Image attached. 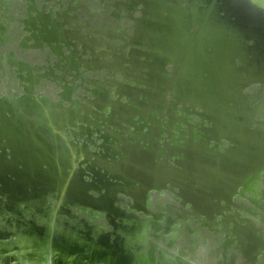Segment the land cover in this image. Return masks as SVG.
<instances>
[{
    "label": "flooded vegetation",
    "instance_id": "1",
    "mask_svg": "<svg viewBox=\"0 0 264 264\" xmlns=\"http://www.w3.org/2000/svg\"><path fill=\"white\" fill-rule=\"evenodd\" d=\"M1 3L10 7L17 22L22 26L27 23L32 31L40 25H55L68 40L78 38L69 49L63 45L60 50L56 48V54L48 47L44 56L37 51L30 58L23 56L20 63L52 67L59 74L70 70L63 64L82 66L78 82L86 88L78 89L77 114L97 119L84 108L85 104L91 107L94 100L105 104L107 110L103 119H97L102 130L78 121L80 126L75 131L83 134L79 155L85 154L88 145L91 160L105 172V165L114 157L124 156V152L119 157L116 151H109L114 147L107 150L106 141V158L95 140L104 142L101 135L110 127L108 118L130 114L142 125L141 131L134 124L130 130H136L143 139L129 136L137 147L130 144L125 149L126 157L136 150L157 160L154 170L142 169L146 177L137 182L133 179L136 176L126 171V189L133 190L132 195L119 192L113 204L107 192L125 190L124 183L94 175L106 191L98 196L87 193L94 201L85 204L107 205L113 214H121L117 224L125 230L137 228L140 236L145 233L150 250L172 258V262L182 258L194 264L185 252L196 256L206 251L210 257L203 264H233V258L236 264H252L240 250L239 238L250 234L257 240L264 239V0ZM42 43L48 41L42 39ZM60 92L55 93L58 98ZM120 92L128 94L134 103L121 105L117 101ZM129 97L122 95L120 100L130 102ZM35 102L34 109H51L52 103L43 106V99ZM92 131L97 133L94 137ZM155 136L159 139L156 142ZM113 139L109 138L111 144L123 147ZM13 151L9 147V154L15 155ZM166 157H172V163ZM174 166L177 169H172ZM148 176H153L154 184L147 182ZM169 180L176 185L174 192ZM134 186L141 192L154 188L143 202L134 197ZM226 207L231 210L221 209ZM185 234L191 244L182 242ZM255 264H264V258L260 256Z\"/></svg>",
    "mask_w": 264,
    "mask_h": 264
},
{
    "label": "rangeland",
    "instance_id": "2",
    "mask_svg": "<svg viewBox=\"0 0 264 264\" xmlns=\"http://www.w3.org/2000/svg\"><path fill=\"white\" fill-rule=\"evenodd\" d=\"M1 1L0 123H4V126L14 125L16 128V122L13 123L11 119L15 115L22 119L23 113L36 108V100L43 99L42 105L49 106L55 102H49V98L52 97V99H61L65 105L69 103L68 98L77 101L80 96L79 87H86L78 82L80 78L78 73L82 68L80 64L75 63L67 67L63 64L70 70H66V73L63 71L61 75L52 67L43 69L39 64H36L38 66L30 64V61H25V64L20 63L23 56L30 58L37 51L44 56L48 53V43L55 53L56 48L60 50L63 45L67 46L57 40L61 34L55 25L51 27L40 25L32 31L30 27H27L26 22L25 26L17 22L10 7ZM42 39L48 43H42ZM57 69L61 70L60 67ZM58 91H61L59 98L58 94L55 95ZM21 93L24 94L17 96ZM76 124L79 122L77 121ZM64 126L68 130H61L59 133L54 131L51 141L45 139L41 142L34 139L33 142L23 144L24 151L14 155L17 159H11V154L8 152L10 145L0 142V214L3 215L5 223L12 227V231L18 234L14 235L18 239L13 245L15 248L1 250L6 252H2L3 255L0 253V264H28L27 261L16 263L18 259H24L23 256L18 255L19 252L15 251L16 248L35 253L42 252L45 248H50L52 251L53 248L64 250L67 247L72 257L80 256L77 264H190L182 258L177 263L172 262V258H165L156 254L154 250H150L145 233L140 236L141 231L137 228H130L127 231L117 224L116 220L118 221L117 218L121 214H113L109 211V206L104 205L103 209L99 210L85 204L87 201H94L88 197L87 193L98 196L97 194L101 195L106 191L94 175L111 177L109 180L114 178H112L113 175H109L108 170H106L107 173L99 171L97 167L101 166L91 160V155L88 156L89 163L83 159L85 155L75 156L80 154L78 148L83 141V134L79 133L81 137L77 136L73 134L77 127L71 128L68 124ZM103 133L105 134V131ZM123 133L127 138L132 137V134L128 132ZM95 134L97 133L92 131L91 136L94 137ZM63 135L65 137H61ZM85 135L89 134L85 133ZM153 138L155 142L159 140L156 136ZM100 140V138L95 140L98 144L97 148L101 155L107 158L109 153L104 152L103 148L107 139L105 142ZM87 147L89 148L88 145ZM6 151L7 153H4ZM171 158L166 157L165 160L172 163ZM155 162H157L156 159ZM172 169L177 168L174 166ZM34 184L41 186L43 191L51 188L52 192H40L33 188ZM26 189L38 193L41 199L23 202L11 197L16 190L25 191ZM61 195L67 200H60ZM40 200L41 203L38 202ZM20 229L25 230L26 234L20 233ZM26 230L29 231V239L22 238V235L27 236ZM9 238L11 236L8 235L2 240L7 241L10 240ZM184 241L190 242L189 244L192 242L188 234H185L182 242ZM197 242L196 244H199V241ZM180 243L181 241L178 240V244ZM178 244L176 243V246ZM161 246L166 248L163 244ZM207 253L205 251L196 256H190L185 252L186 258L194 264H203L210 257ZM74 260L70 258L69 262L65 263L75 264L70 263ZM51 264L59 263L53 261Z\"/></svg>",
    "mask_w": 264,
    "mask_h": 264
},
{
    "label": "water",
    "instance_id": "3",
    "mask_svg": "<svg viewBox=\"0 0 264 264\" xmlns=\"http://www.w3.org/2000/svg\"><path fill=\"white\" fill-rule=\"evenodd\" d=\"M62 35H64V33H62L57 40L63 42L66 44L67 48L69 49L71 47V44L75 46V43H77V39L76 37L72 36V39L74 40H68L67 38L63 37ZM48 47L51 48L50 45H47ZM52 50V49H51ZM93 94H97V92H94V90H92ZM122 95H125L128 99V94L126 93H118V97H117V101L123 105L124 107H127V105L129 104H133L132 103V99H130V102H122L120 99L122 97ZM107 99L110 100V96L109 94L106 95ZM87 99V98H86ZM68 101L70 103V105H64L62 100L59 99L56 102H53L49 108H51V106H54V108L48 109L47 111H41L38 109H33V110H28L25 113H23V118L19 119L16 115L14 116V118L11 119V121L14 123L16 122V128L14 127V125H10L9 126H4V123H0V142H6L8 145H10V147H12L13 149H15L14 154H21V151H24V148L22 147L23 144L26 145L27 142H33L34 139H37L38 141L44 142V140H49L51 141L53 139L52 137V133H54V131H67L68 128H66V126L64 125H69L71 128L73 127H79V124H76L77 121H81V122H86L89 125H95L97 130H102L100 123L93 119V118H89V117H81L79 114H77L78 108L77 107V101H73L72 99L70 100L68 98ZM129 103V104H128ZM136 105L142 106L141 102H137ZM88 104L84 105L85 111L90 114L93 113L94 116H96L97 119H103L104 118V111L107 110V107H105L106 105L101 103V101H97L94 100L91 102V107H87ZM52 110V112L50 113V111ZM137 113H141V112H137ZM20 114V113H19ZM22 116V115H21ZM132 115H120V116H116L115 114L111 117L107 119V122L109 124V126L114 129L115 128L117 131H112L110 127L105 128V134H102L101 137L105 140L107 139V144L108 146L106 147V149L108 150L109 148H113V149H109V151H111L112 153L114 151H116L118 154V156H122L121 152H124V156H122L121 158H117L114 157L111 159V163L108 162L105 165V169H107L109 172L113 173V178L122 181L124 184H122L125 187V190L117 188L116 190L114 189L113 191L109 190L107 192V196L111 195L112 196V201H110L112 204L115 202V199H117V194L119 192L125 194V195H132V191L130 190V192L126 189V185L125 183H127V180L125 179L124 176L126 175V171H129L130 173L132 172L136 177H134V181H138L141 180V178H145L146 177V172H144L142 169H152L154 170L158 164L155 162V159L153 160L151 158L150 155H146L145 152H137L136 150L133 151L131 150L130 156L126 157V151L125 149H127V147H129L130 144L135 143V141L131 140L129 137L127 138V136L123 133V132H128V134H132L133 137H137L136 139H143L141 138L142 136L140 135V133H138L136 130H134L135 132H132L130 130V126L131 125H135L137 127V130H141L142 129V125L140 124V122L135 121L134 119L132 120ZM154 122L156 123L157 121L154 120ZM62 124V125H61ZM55 126V127H54ZM87 129V128H84ZM73 134L80 136V134L78 132H76L75 130L73 131ZM61 137H65L64 135ZM81 137V136H80ZM109 138H114L115 140L119 141L120 143L123 144V147L119 146L120 144L117 143H110V141L108 140ZM113 139V140H114ZM131 141V142H129ZM133 146L137 147L136 144H133ZM156 146V145H155ZM85 150H87L85 152V160L88 161V156L90 152L89 148L85 146L84 148ZM118 151H117V150ZM156 150V149H155ZM75 156H80L75 155ZM153 156V155H152ZM11 159H17L14 155H11ZM105 161H108L107 159ZM144 162H147L145 164H143ZM143 167H138L137 165H140ZM165 164V161L162 163ZM101 165V164H100ZM150 165V166H149ZM158 175V174H157ZM139 176V177H138ZM132 176H129L127 178H131ZM149 178V179H148ZM147 178V182L154 184V178L153 176H148ZM149 180V181H148ZM121 183V182H120ZM169 183L172 186V191L174 192V188L173 186H176L174 181L169 180ZM135 190L137 193L136 195L134 194L135 198H141L144 201H146V199H148V192L151 188H154L153 186L151 188H144L141 191H137L139 189H137V186H134ZM33 188L38 189L40 192H44V193H48V192H52L51 188H47V190L43 191V188H41V186L34 184ZM140 192V193H139ZM177 193V192H176ZM16 194V195H15ZM177 195L179 197H183V195L177 193ZM16 196V197H15ZM11 197L16 198L18 201H31V200H38L41 199V196L33 191H29V190H19L15 193L12 194ZM110 198V197H109ZM60 200H67V198L63 197L62 195L59 196ZM224 199V198H223ZM220 200V199H219ZM222 200V199H221ZM226 200V199H225ZM69 201V200H68ZM72 201V200H70ZM73 202V201H72ZM182 204H186L185 202H181ZM96 209H103L102 206L97 205V206H92ZM227 211H230V208H221ZM224 210L219 211L217 213L219 214H223ZM254 223V222H253ZM255 224V223H254ZM256 225V224H255ZM239 243L241 244L240 250L242 252H244V255L246 253V256H249L252 259V264H255L258 260L259 257L262 256L264 258V239H260L257 240L255 238H253L250 234H246L245 236H240L239 238ZM233 264H236L235 259L233 258Z\"/></svg>",
    "mask_w": 264,
    "mask_h": 264
},
{
    "label": "bare ground",
    "instance_id": "4",
    "mask_svg": "<svg viewBox=\"0 0 264 264\" xmlns=\"http://www.w3.org/2000/svg\"><path fill=\"white\" fill-rule=\"evenodd\" d=\"M0 230H2V233H0L1 234L0 235V239H1L0 240V253L3 255V253L7 251V248H10V247L15 248L13 245L15 244L16 240H18V239H16V237L14 235H18V234H15L12 231L13 230L12 227L5 223L4 217L1 214H0ZM26 231H28V230H26ZM9 232H10V234H9ZM19 232L22 234L24 232V234H26L25 230L23 231L20 229ZM8 235H9V237L11 236V238H9L10 240L3 241L2 239L7 238ZM28 236H29V231L27 233V236L22 235V238L24 237L23 239H26V238H28ZM41 240L44 241L43 239H41ZM3 249H6V251H4V252L1 251ZM16 249L17 250H15V251L19 252L18 255L24 257V259H21V260L18 259L16 261V263H22L23 261H27L28 264H46V263L51 264V263H53V261H57L59 264H64L65 262H69L70 258H72L73 260L76 259V261L74 260L73 262H70V263L77 264L78 259H80V256H78V257L73 256L72 257V254L69 250V247H67L64 250L53 248L52 251H50V248H45L42 250V252H35V253L30 252V251H24L22 248L21 249L16 248ZM49 251H50V253H49ZM15 256H17V254ZM86 264H95V263H86Z\"/></svg>",
    "mask_w": 264,
    "mask_h": 264
}]
</instances>
